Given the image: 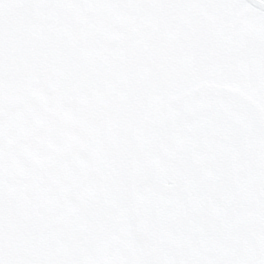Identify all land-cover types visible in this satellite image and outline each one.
Returning <instances> with one entry per match:
<instances>
[{
  "label": "snow or ice",
  "instance_id": "snow-or-ice-1",
  "mask_svg": "<svg viewBox=\"0 0 264 264\" xmlns=\"http://www.w3.org/2000/svg\"><path fill=\"white\" fill-rule=\"evenodd\" d=\"M0 264H264V0H0Z\"/></svg>",
  "mask_w": 264,
  "mask_h": 264
}]
</instances>
